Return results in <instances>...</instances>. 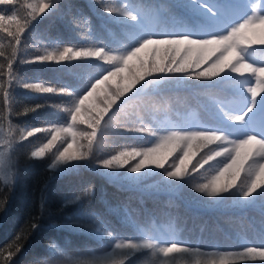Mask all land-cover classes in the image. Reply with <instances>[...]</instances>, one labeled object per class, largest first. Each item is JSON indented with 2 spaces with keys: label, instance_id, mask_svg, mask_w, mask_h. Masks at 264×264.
<instances>
[{
  "label": "trees",
  "instance_id": "16d2710c",
  "mask_svg": "<svg viewBox=\"0 0 264 264\" xmlns=\"http://www.w3.org/2000/svg\"><path fill=\"white\" fill-rule=\"evenodd\" d=\"M256 1L259 7V0ZM35 2L16 0L14 8L11 5H0V10L9 15L15 10L24 16L31 11L27 7L28 3ZM46 2L54 3L55 7L46 10L22 34L20 51L24 53V59L58 46H105L115 51L129 43L131 22L122 16L103 13L97 0ZM101 2L113 7L131 5L140 8L150 21L169 26L180 19L194 18L191 8L185 7L190 0ZM208 2L225 6L230 13L225 17L226 20L234 21L238 17L240 6H235L241 3L240 0ZM5 27L15 32L17 25L6 21ZM14 45L15 41L0 28V52L4 53V57H0V66L3 68L0 85L3 87L8 86L5 57L13 53ZM262 47L256 46V51L246 62L255 61L257 67H264L260 63L264 59ZM104 67L107 65L84 61L47 65L17 62L13 71L17 77L27 76L38 83L81 91L90 80L102 74ZM124 75L127 77V70ZM249 77L247 72H229L223 81L217 80L212 87H206L204 81L195 79L179 84L149 83V91L157 90L162 95L158 98L143 96L139 100L133 97L126 101L109 120L91 155L63 172L52 173L47 167L55 145L45 157L32 158L30 155L34 148L47 142L46 134L14 142L12 157L15 162V179L12 183L0 179V201H5L7 208L6 211L0 209V264H65L69 257L89 259L105 256L112 251L111 246L117 239H139L151 235L157 237L158 230L166 233L170 226L177 240L203 251L235 253L245 246H264V238L261 236L264 232V214L259 200L255 205L241 207L235 203L238 199L235 194L215 199L198 191L199 185L211 179L214 169L198 170L185 182L179 183L177 188L169 189L162 183V169L148 172L138 181H113L109 178L110 170L97 167L98 160L108 159L120 151L151 146L153 138L150 134L122 132L119 131L121 126L155 129L180 124L195 125L197 129L206 130L204 126L213 123L215 103L225 97L236 99L230 96L232 83ZM256 83V78L250 77V84L255 86ZM118 84H114L113 89ZM3 87H0V112L4 111ZM247 95L250 97V93ZM153 100L157 103L154 104ZM37 104L43 107L35 112H25V108ZM70 105V98L66 95L37 94L15 88L13 104L8 110L10 117L0 121V124L5 125L13 137L17 136L20 129L28 127H50L52 124L64 126L69 117L61 109ZM74 130L83 133L91 129L81 124ZM64 139L61 137L57 144H61ZM86 143L82 135L77 137V144ZM204 151L201 149L197 156ZM172 162L170 157L166 164ZM169 170L172 169L169 167ZM119 173L121 176L128 174L126 168L119 169ZM81 219H91L94 224L79 228L71 226L73 221ZM29 221L37 223L38 228L31 229ZM107 233L112 235L108 236ZM17 240L21 244L19 252H15L12 247ZM8 251L14 252L11 260L6 257ZM228 259L232 264H264L258 257L242 261L233 255ZM156 262L157 256H153L151 250H139L130 258V264Z\"/></svg>",
  "mask_w": 264,
  "mask_h": 264
},
{
  "label": "snow or ice",
  "instance_id": "6c2138e0",
  "mask_svg": "<svg viewBox=\"0 0 264 264\" xmlns=\"http://www.w3.org/2000/svg\"><path fill=\"white\" fill-rule=\"evenodd\" d=\"M15 3L16 0H0V5H11L13 8ZM97 4L103 13L122 16L131 22L128 44L115 51L108 50L105 46H58L51 50L45 49L43 54H35L30 59H24V53L20 51L22 34L30 29L33 21L45 14L46 10L55 7V4L46 0L28 3L27 7L31 11L24 16H20L15 10L12 15L0 10V28L15 41L13 53L5 57L8 86L0 85L3 87L4 109L0 112V121H6L10 117L8 110L12 107L13 92L17 85L30 93L66 95L71 102L70 107L61 109L70 118L67 127L56 124L50 127H28L20 129L15 137L9 132L11 140L8 147L11 148L17 140L23 142L38 134H46L47 142L31 151L30 155L32 158L45 157L55 145L47 167L52 173L63 172L91 155L109 120L126 101L133 97L139 100L143 96L158 98L162 95L157 90L149 91V83L179 84L195 79L204 81L206 87H212L217 80L223 81L229 72H247L250 77L256 78V85L248 86L245 92V85L250 83V77L234 81L230 96L236 100L229 97L218 100L212 116L213 123L206 124V130H187L195 125L180 124L173 125L180 129L176 131L168 130L167 126L155 129L121 126L119 131L150 134L155 142L151 147L123 150L108 159H100L97 167L110 170L109 178L113 181H138L140 175L121 176L119 169L126 168L128 174L142 175L150 172L151 166H155L156 169H162V183L169 189L177 188L179 183L185 182L198 170L211 171L215 168L218 169L215 175L207 183L198 186L199 192L215 199L235 194L238 197L235 203L241 207L255 205L259 200L264 214V67H257L255 61L246 62L256 51V46H264V14H261L264 13V0H259V7L255 3L251 4L252 15L245 12L239 17V22L225 19L230 15L225 6L210 4L208 0H190L185 7L191 8L194 18L180 19L171 26L146 23L145 12L131 5L113 7L104 5L101 0H97ZM238 6L239 4L235 7ZM6 21L17 25L15 32L5 27ZM261 51H264V47ZM0 57H4L3 52H0ZM73 61L100 63L107 67L102 69V75L98 79L90 80L81 91L70 90L66 86L28 82L17 77L13 71L17 62L47 65ZM260 63L264 64V59ZM126 70L128 75L125 78L121 74ZM2 74L3 68L0 66V75ZM113 77L126 79L127 83L123 86L118 84L113 89L109 85V80ZM101 85L106 86L103 96L97 95ZM153 103L156 104L157 101L153 100ZM233 103L236 105L235 110ZM41 107L43 105L37 104L35 107L25 108V112H35ZM82 113H87V116H82ZM81 124L87 125L91 130L83 133L74 130ZM79 135L87 141L86 144H77ZM233 136L236 138H230ZM61 137L65 139L57 144ZM201 149L205 151L197 156ZM177 156L179 163L175 162ZM170 157L173 162L169 165L166 162ZM0 209L7 210L5 201H0ZM29 223L31 229L38 228L37 223ZM92 224L94 221L91 219H81L73 221L71 226L79 228ZM261 236L264 238V232ZM12 247L15 252H19V240ZM111 247L112 251L105 256H93L89 259L69 257L65 264H130V258L139 250H151L153 256L158 252L169 258L161 264H232L228 259L231 255L242 261L255 260L257 256L264 261V246H245L242 251L235 253L210 252L187 246L182 240H158L155 235L140 239H117ZM13 255V251L6 253L8 260ZM176 256L185 259L182 262L171 259Z\"/></svg>",
  "mask_w": 264,
  "mask_h": 264
},
{
  "label": "rangeland",
  "instance_id": "374dc122",
  "mask_svg": "<svg viewBox=\"0 0 264 264\" xmlns=\"http://www.w3.org/2000/svg\"><path fill=\"white\" fill-rule=\"evenodd\" d=\"M240 2L241 3L239 4L240 8L238 10V17L234 20L236 22H239V17L241 15H243L245 12H247L248 15H252V12L250 10V5L253 4V3L257 4L256 0H240ZM261 14H264V13H261ZM145 22L146 23H150V24L154 23V22L150 21L147 17H145ZM133 46H135V45H133ZM124 73L121 74L122 77H125ZM18 77L21 78L22 80L26 79L28 82L38 83V82L33 81L31 78H29L27 76H18ZM99 77H97L96 79H98ZM117 83H119V86H123L124 84L127 83V80L126 79H118L116 77L110 78L109 85H111L112 88L114 87V84H117ZM248 86H252V85L250 83L248 85H245V91H246V88ZM105 87H106L105 85H101L99 87V89H98L97 95L103 96ZM16 88H19V86L17 85ZM232 100L235 101L236 99H232ZM235 106H236L235 103H233V110H235ZM85 114H87V113H82V116L85 115ZM69 120H70V118H69ZM69 120H68V122H69ZM68 122L64 125V127L68 126ZM167 127H168V130H170V131L180 130L179 128L174 127L172 124L167 125ZM187 130H197V131H199V130H203V129L202 128L201 129H197V127L195 126V127H190ZM8 133H9V131H8L7 127L5 125H3V124H0V165H2V167H0V179L3 182H5V183H9L8 181L10 179L11 180L10 183H12L14 181V179H15V174H14L15 173V171H14V163L15 162H14L13 157H12V147H13V145H12L11 148L8 147V144H9V142L11 140V137L8 135ZM68 138L70 139V136ZM230 138L235 139L236 137L233 136V137H230ZM240 138H243V137H240ZM154 142L155 141L153 140L152 144ZM152 144H151V146H152ZM225 146H227V145H225ZM38 147H40V146H38ZM38 147H36V148H38ZM75 147H76V145H74V148ZM36 148H34V150ZM161 151H163V149H161ZM176 163H179V157H178ZM221 167H222V165H221ZM151 168H152V170L150 172H153V171L156 170L155 166H151ZM217 170L218 169L214 168V172L212 173L211 177L213 175H215ZM146 173H148V172H144L142 175L141 174H127V175H140L141 178H142ZM168 230H169V232H166V233H162L161 231L158 230L157 239L158 240H161V239L162 240H167L169 242H176L177 241V237L174 234L173 228L170 226L168 228ZM140 238H146V237H140ZM206 251H209V250H206ZM156 256H157L156 264H161V262L163 260L169 259V258H166V257L162 256V254H160L158 252L156 253ZM232 256L233 255H231L229 257H232ZM171 259L174 260V261H179V260L182 261L185 258L176 256V257H172Z\"/></svg>",
  "mask_w": 264,
  "mask_h": 264
}]
</instances>
